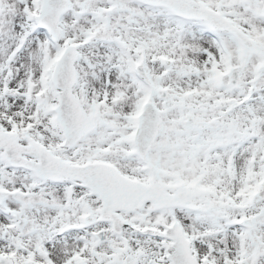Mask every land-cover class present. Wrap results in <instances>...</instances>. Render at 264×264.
Returning a JSON list of instances; mask_svg holds the SVG:
<instances>
[{
    "label": "snow or ice",
    "instance_id": "snow-or-ice-1",
    "mask_svg": "<svg viewBox=\"0 0 264 264\" xmlns=\"http://www.w3.org/2000/svg\"><path fill=\"white\" fill-rule=\"evenodd\" d=\"M0 264H264V0H0Z\"/></svg>",
    "mask_w": 264,
    "mask_h": 264
}]
</instances>
